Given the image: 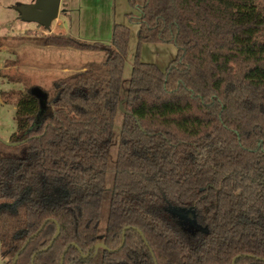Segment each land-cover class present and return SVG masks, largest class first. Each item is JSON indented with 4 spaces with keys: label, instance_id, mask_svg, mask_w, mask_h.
<instances>
[{
    "label": "trees",
    "instance_id": "trees-1",
    "mask_svg": "<svg viewBox=\"0 0 264 264\" xmlns=\"http://www.w3.org/2000/svg\"><path fill=\"white\" fill-rule=\"evenodd\" d=\"M138 1L123 99L127 24L107 43L44 37L104 60L44 99L17 97L16 144L0 142V264H264V0ZM143 43L175 56L143 61Z\"/></svg>",
    "mask_w": 264,
    "mask_h": 264
},
{
    "label": "rangeland",
    "instance_id": "rangeland-1",
    "mask_svg": "<svg viewBox=\"0 0 264 264\" xmlns=\"http://www.w3.org/2000/svg\"><path fill=\"white\" fill-rule=\"evenodd\" d=\"M31 1L0 0V142L9 140L15 130V103L20 93L26 89L37 88L46 95L53 91V84L57 79L84 67L100 65L104 60L102 50L44 45L43 39L49 34L69 35L88 43H107L111 39L114 22L127 24L131 33L121 82V99L124 98L128 86L136 49L138 7H131L128 0H60L57 17L45 28L34 21L19 19L13 9L16 3ZM127 13L131 14L130 18ZM175 52L176 47L170 43H143L139 56L143 61L154 62L164 68L175 56ZM120 117L118 115L115 119L116 134ZM115 153L114 144L109 156L100 213V237L107 217ZM1 261L0 257V263ZM94 264H99L98 258Z\"/></svg>",
    "mask_w": 264,
    "mask_h": 264
},
{
    "label": "water",
    "instance_id": "water-1",
    "mask_svg": "<svg viewBox=\"0 0 264 264\" xmlns=\"http://www.w3.org/2000/svg\"><path fill=\"white\" fill-rule=\"evenodd\" d=\"M59 6H60V0H51L50 2L49 0H33L28 3H16L13 6V9L17 12L19 19L26 20V21H34L37 24H40L43 27L48 28L52 20L57 17V14L59 12ZM33 91L41 99H44L45 97L44 93L39 91L37 88H35ZM119 108L122 109L121 102L119 103ZM2 142L7 145L16 144V142H10L8 140L2 141ZM53 221L56 223L55 220ZM43 224L41 225V227L43 226ZM138 232L141 233L139 230ZM58 233H59V227L57 226L55 237L57 236ZM122 236H123V233H122ZM123 240L124 239L122 237V242L120 246L123 244ZM98 247L105 248L103 242H98L94 245L95 249H97ZM87 255H88V252L86 254H83V256H87ZM17 256L18 255H15L12 261V264L15 263ZM62 260H63V256H61L59 264H62ZM234 260L235 258L232 259V264L234 263Z\"/></svg>",
    "mask_w": 264,
    "mask_h": 264
},
{
    "label": "flooded vegetation",
    "instance_id": "flooded-vegetation-1",
    "mask_svg": "<svg viewBox=\"0 0 264 264\" xmlns=\"http://www.w3.org/2000/svg\"><path fill=\"white\" fill-rule=\"evenodd\" d=\"M33 1V0H32ZM51 0H49V2H50ZM59 8H60V6H59Z\"/></svg>",
    "mask_w": 264,
    "mask_h": 264
}]
</instances>
